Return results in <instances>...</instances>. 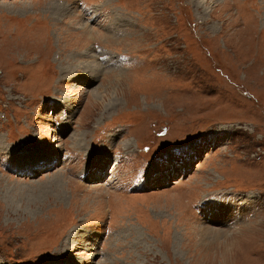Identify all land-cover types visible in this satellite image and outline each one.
Segmentation results:
<instances>
[{
  "label": "rangeland",
  "instance_id": "rangeland-1",
  "mask_svg": "<svg viewBox=\"0 0 264 264\" xmlns=\"http://www.w3.org/2000/svg\"><path fill=\"white\" fill-rule=\"evenodd\" d=\"M0 264H264V0H0Z\"/></svg>",
  "mask_w": 264,
  "mask_h": 264
},
{
  "label": "bare ground",
  "instance_id": "bare-ground-1",
  "mask_svg": "<svg viewBox=\"0 0 264 264\" xmlns=\"http://www.w3.org/2000/svg\"><path fill=\"white\" fill-rule=\"evenodd\" d=\"M64 8H66V10L68 9V7L66 6V4L65 3H63L62 2V4H60L59 2H57V1H54V2H52L51 4H50V6H49V9L50 10H53V11H56V13H55V16L56 17H59L58 15H62L63 17L64 16H66V13H64V14H61L62 12H63V10H64ZM97 10L98 9H95L94 10V12H97ZM52 11V12H53ZM55 20H59L58 18H54ZM120 21V22H119ZM123 21H125V20H119L118 19V16L116 17V18H114V19H112L111 20V22H110V28L108 29V31H109V34L110 35H115V34H117V29H125V25H123ZM127 21V20H126ZM85 25V24H84ZM83 25V26H84ZM82 26V27H83ZM87 29V28H86ZM85 32V31H84ZM116 32V33H115ZM98 53V54H97ZM106 54H108V55H106ZM109 54H111V52H109V51H103V52H100L99 53V51H96V52H94V53H92V54H88L86 57L88 58V57H90V58H92V60L89 58V66H88V70L89 69H92V67H98V65H103V64H108V65H110V63L111 62H114L115 60L113 59V57H114V55L113 56H111V55H109ZM95 57V58H94ZM99 59L100 58V63L98 64L96 61H95V59ZM102 59V60H101ZM98 61V60H97ZM116 63H118V61L116 62ZM104 66V65H103ZM111 66H114V64H111ZM87 68V67H86ZM100 68V67H99ZM94 70H97V69H93V72H94ZM79 135V133L77 134V135H75V137L77 138V136ZM74 138V137H73ZM80 139H81V137H80ZM78 140V139H77ZM85 140V139H84ZM83 144V143H82ZM118 162V161H117ZM119 163V162H118ZM228 207V206H227ZM237 207V206H236ZM231 215H230V217L228 218V219H230L232 216H235V210L234 209H232V206H231ZM223 217H227V214L225 213V215L223 216ZM237 218V217H236ZM233 220L231 221L232 223H234L235 222V217L234 218H232ZM75 234V233H74ZM204 234H208V232L207 231H205L204 232ZM206 236V235H205Z\"/></svg>",
  "mask_w": 264,
  "mask_h": 264
}]
</instances>
